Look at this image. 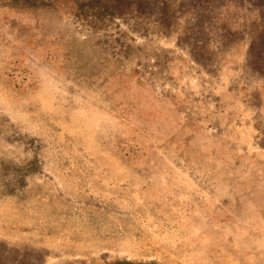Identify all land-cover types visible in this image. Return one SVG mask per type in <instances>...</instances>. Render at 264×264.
Returning a JSON list of instances; mask_svg holds the SVG:
<instances>
[{
  "label": "rangeland",
  "instance_id": "rangeland-1",
  "mask_svg": "<svg viewBox=\"0 0 264 264\" xmlns=\"http://www.w3.org/2000/svg\"><path fill=\"white\" fill-rule=\"evenodd\" d=\"M0 0V264H264V0Z\"/></svg>",
  "mask_w": 264,
  "mask_h": 264
},
{
  "label": "trees",
  "instance_id": "trees-1",
  "mask_svg": "<svg viewBox=\"0 0 264 264\" xmlns=\"http://www.w3.org/2000/svg\"><path fill=\"white\" fill-rule=\"evenodd\" d=\"M87 4L91 7L94 8L96 5H102L101 0H90L87 2Z\"/></svg>",
  "mask_w": 264,
  "mask_h": 264
}]
</instances>
